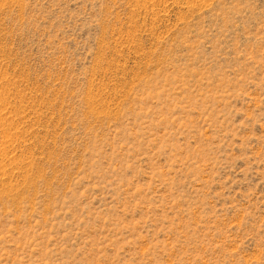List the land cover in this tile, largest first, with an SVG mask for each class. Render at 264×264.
Listing matches in <instances>:
<instances>
[{
    "label": "rangeland",
    "instance_id": "rangeland-1",
    "mask_svg": "<svg viewBox=\"0 0 264 264\" xmlns=\"http://www.w3.org/2000/svg\"><path fill=\"white\" fill-rule=\"evenodd\" d=\"M0 145V264H264V0H0Z\"/></svg>",
    "mask_w": 264,
    "mask_h": 264
},
{
    "label": "bare ground",
    "instance_id": "bare-ground-1",
    "mask_svg": "<svg viewBox=\"0 0 264 264\" xmlns=\"http://www.w3.org/2000/svg\"><path fill=\"white\" fill-rule=\"evenodd\" d=\"M3 145V144H2ZM1 146V145H0ZM5 149V148H4ZM6 152V151H5ZM5 154V153H4Z\"/></svg>",
    "mask_w": 264,
    "mask_h": 264
}]
</instances>
